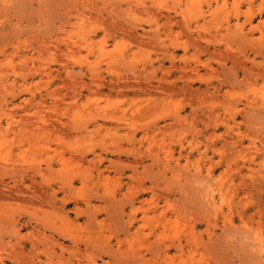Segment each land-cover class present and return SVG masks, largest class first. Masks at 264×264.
Segmentation results:
<instances>
[{"label":"rangeland","instance_id":"1","mask_svg":"<svg viewBox=\"0 0 264 264\" xmlns=\"http://www.w3.org/2000/svg\"><path fill=\"white\" fill-rule=\"evenodd\" d=\"M0 264H264V0H0Z\"/></svg>","mask_w":264,"mask_h":264}]
</instances>
